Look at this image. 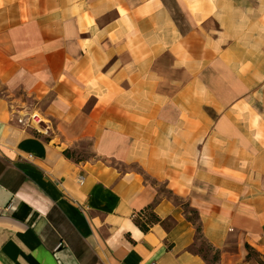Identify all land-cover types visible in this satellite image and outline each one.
Returning <instances> with one entry per match:
<instances>
[{"label": "crops", "instance_id": "0c3cea01", "mask_svg": "<svg viewBox=\"0 0 264 264\" xmlns=\"http://www.w3.org/2000/svg\"><path fill=\"white\" fill-rule=\"evenodd\" d=\"M202 243L264 264V0H0V264Z\"/></svg>", "mask_w": 264, "mask_h": 264}, {"label": "trees", "instance_id": "16d2710c", "mask_svg": "<svg viewBox=\"0 0 264 264\" xmlns=\"http://www.w3.org/2000/svg\"><path fill=\"white\" fill-rule=\"evenodd\" d=\"M135 224L140 228V230H142L143 232H147L149 230V226L153 225V224H156V223H159L160 220L155 217L153 214H148V222L146 223H142L141 221L139 220H134ZM210 250V249H209ZM248 256H251V253H249ZM218 260V257L217 255H213L211 257V261H210V264H215V262Z\"/></svg>", "mask_w": 264, "mask_h": 264}, {"label": "built area", "instance_id": "2783aa9c", "mask_svg": "<svg viewBox=\"0 0 264 264\" xmlns=\"http://www.w3.org/2000/svg\"><path fill=\"white\" fill-rule=\"evenodd\" d=\"M27 119H28L27 126H29V123L30 124L38 123V120H37V118L34 115H30ZM17 121H18L19 124L25 125L23 119H18Z\"/></svg>", "mask_w": 264, "mask_h": 264}, {"label": "rangeland", "instance_id": "374dc122", "mask_svg": "<svg viewBox=\"0 0 264 264\" xmlns=\"http://www.w3.org/2000/svg\"><path fill=\"white\" fill-rule=\"evenodd\" d=\"M193 216H194V215H193ZM194 218H195V216H194ZM201 242H202V241H201ZM199 249H200L201 251L209 252L208 255H209L210 258H211L212 254H211V252H210L208 246H207L205 243H202ZM199 249H198V250H199Z\"/></svg>", "mask_w": 264, "mask_h": 264}]
</instances>
